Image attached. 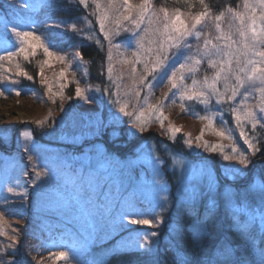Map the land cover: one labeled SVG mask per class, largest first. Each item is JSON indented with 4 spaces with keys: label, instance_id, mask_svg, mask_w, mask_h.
Instances as JSON below:
<instances>
[{
    "label": "trees",
    "instance_id": "obj_1",
    "mask_svg": "<svg viewBox=\"0 0 264 264\" xmlns=\"http://www.w3.org/2000/svg\"><path fill=\"white\" fill-rule=\"evenodd\" d=\"M36 2L37 0H0V17L16 23L19 16L26 18L39 12L40 29L49 41L61 51H78L81 54L87 66L85 81L94 89L96 98L103 103L104 119H107L112 108L123 100L121 97L126 98L128 95L139 102L145 99L147 86L143 85H146V82L139 85L142 73H132L119 59L112 64L108 45L99 35L95 3L90 2L85 6L80 0H43L38 9L34 4ZM152 4L157 11L166 9L167 13L174 15L179 10L181 15L191 16V19L205 12L206 16L201 22L203 34L214 30L219 22L215 19L216 16L230 17L234 12L245 9L244 0H203V3L201 0H152ZM179 49L182 51L183 46ZM0 57L3 58L0 59V69L6 65L11 70L19 71L17 75L8 76L1 70L4 72H0V86L3 91L43 92V62L37 52L34 55L29 53L27 59L24 53H21L16 61L9 60L6 52L0 53ZM10 63L13 65H9ZM177 65L173 62L166 66L152 88L151 97L159 99L160 103L164 102L168 107L175 106L179 113L184 115L186 109L173 101L174 89L169 82L171 72ZM23 73H27L32 79H28ZM194 73L202 78L211 77L214 68L203 61ZM123 78H128L129 84L120 83ZM119 83L125 84L122 88L126 91L125 95L122 89L117 95ZM135 84L142 86V92L134 96L129 91ZM78 86L84 85L81 86L79 82ZM221 104L228 121L234 123L233 101L224 100ZM50 122L60 123L58 118ZM115 123H122L112 125L118 129V137L112 136L110 126L102 139L85 138L82 144L77 140L59 138L58 133H53L52 130L44 134L31 123H19L15 129L20 133L29 127L39 143V147L30 149L24 155L23 151H16L15 141L19 145V140L14 137L8 143L0 136V155L21 156L26 164L25 168L31 170L28 175V199L16 211L21 214L25 223L17 225L15 230L3 220V231H0V264H8L12 260L15 264H36L32 257L34 244L47 238L58 240V249L67 251L68 257L73 258L76 264H179V256L190 259L195 264H209V260L215 259L224 248L238 252L244 264H258L259 257L250 245L255 241L257 247L261 246L264 219L252 220L246 213L234 209L228 197L220 190H215L210 195H202L201 198L196 197L194 200H183L180 197L177 178L169 168L172 159L168 151L183 157H189L186 153L194 155L184 133L176 136L167 133L166 137H162L160 129L152 124V130L140 134L132 129L127 115L123 117V122ZM69 131L72 132V128ZM149 140L155 141L157 145L164 163L165 177L171 185L168 191L169 203L164 211L161 206L154 207L150 201H144L143 195L140 196L133 187L135 181L144 174L150 175L152 167L143 165L129 169L117 160V157L126 159L128 154L135 153L140 145ZM90 142H94L93 146H105L107 153L103 157L109 163L110 169L99 168L93 160L90 162L84 156L95 150L86 148ZM257 144L261 151L250 155V163H253L250 170L255 174L264 170V134L259 137ZM14 148L15 150H12ZM71 156L76 158L67 161ZM195 156L193 162L209 160L215 165L221 187L231 186L238 202L248 200L256 204L257 200H264L258 190L252 187L255 175L249 183L248 172L243 177L230 176L224 170L220 173L218 166L222 169L223 162L218 153H202ZM261 156V163H256L255 160ZM33 162L40 163L50 173L57 187L61 186L68 192L67 198L77 206L80 216L75 218L60 213V206L50 200L51 195L61 196L60 189L49 186L51 189L45 190L36 186L35 174L32 172ZM3 165L4 163H0V167ZM213 199L215 204L211 203ZM134 214L150 217L154 225L120 224L121 220L131 218ZM199 221H203V227ZM141 240H144V244L137 247ZM149 247L150 251L147 250Z\"/></svg>",
    "mask_w": 264,
    "mask_h": 264
},
{
    "label": "rangeland",
    "instance_id": "obj_2",
    "mask_svg": "<svg viewBox=\"0 0 264 264\" xmlns=\"http://www.w3.org/2000/svg\"><path fill=\"white\" fill-rule=\"evenodd\" d=\"M43 0H37L36 7L40 9V4ZM90 2L95 3L96 6V19L99 27V35L108 45L109 56L112 59V64L115 61L121 60L126 67L131 70L135 66V73L144 74L145 70L143 64H133L135 59L134 53H143V49L140 48L138 41L141 37L145 38L144 47H149L147 41L149 40H162V36H153V30L159 29V32H164V24L170 23L165 20V13L157 11L152 4V0H149V11L146 13L143 23L137 28L132 20H123V16L129 15L124 10L122 0H87V4ZM132 6V16H136L139 8L144 4V0H130ZM249 5L256 11L257 24L256 27H261L260 14L264 9H261L257 0H249ZM119 10V11H117ZM37 12V11H36ZM236 13H240L245 16L247 26L250 21L248 20L249 10L244 9L242 11L234 12L230 17H221L217 24L220 28L217 29L216 25L214 30H210L207 33H202V24L197 25L195 32H199L200 35L195 34L186 37L182 40L179 46L169 48L167 44L164 45L166 54L169 56L167 64L176 62L177 67L173 68L178 75L183 73V88L174 89L173 101L181 107L186 109V113L181 115L175 106H167L164 102L160 103L159 99L151 97L153 93V86L156 81L162 75V72L156 75L149 76L146 85H153L151 88L147 86L145 91V99L141 102L137 101L134 97H121L123 100L119 101L115 108H112L111 113L107 119L102 117L103 103L96 98L94 89L87 85L85 78L87 77V66L85 61L82 59L81 54L78 51L64 52L54 46L47 35L40 29L41 21L39 20V12L35 15H29V17L22 18L19 16L16 23H11L8 19L0 17V53L15 52L17 55L13 56L11 60L17 59V56L21 54L20 49L26 48L20 37H17L14 32L10 29L15 26L19 31H32L36 36L40 38V42L49 48V51L53 53L51 57L45 55L43 47L36 49L37 54L43 62L41 72L43 75L44 90L40 91H3L0 86V136L3 137L8 143L15 137L17 141H20L18 145L15 141V148L23 151V155L26 154L30 149L39 147V143L34 137L32 130L26 127L22 131L15 129L19 123L27 122L28 125L31 123L36 129L40 128L42 133H46L51 130L53 133H58L59 138H65L67 140H77L79 143L84 142L85 138L99 137L103 138L104 133L108 131V127L113 124H122L115 122H123V117L126 116L124 112L120 111L123 107L125 112L130 113L127 115L131 121L132 129L141 133H146L152 130L151 125L155 124L160 131L161 136L166 137L169 133L172 136H176L179 133H184L186 142L190 145L193 154H207L213 155L218 153L222 159L223 167L218 169L225 171L233 177H243L247 174V171L241 173L239 176L233 175L228 171V168L232 165L243 168V165H239V153L243 152L251 162V150H248V146L244 143V140L240 137V128L237 127L235 116L239 114L243 120L244 112L251 110L257 113L259 117L262 115L259 111L261 106V94L259 84L256 87H250L245 84L244 87L239 89V94L233 101V122L230 123L225 116L224 109L222 107V101L229 100L228 97L231 95V88L236 86L235 73L231 74L228 78V89H225V81L223 77L217 82V89L219 93H223V96H219L209 92L206 98L188 100L186 97L181 98V92L187 89L191 93L193 87L199 91L201 88L207 90V86L204 84L205 78L197 76L194 72H190L189 69L194 67L195 59H201L202 62H208V57L203 56L205 41L209 42V47L212 45L223 46L225 41L218 39L221 34L230 35L233 49L237 47L243 48V39L239 35V28L241 27L239 21L236 19ZM169 17L174 19V15L169 14ZM120 17V26L116 24V18ZM191 16H183L181 18L186 25H191ZM152 21L150 24L149 22ZM103 22V28L101 27ZM145 29L148 30L147 35ZM183 46V50L179 49ZM151 47H158L157 44L151 45ZM258 50L264 51V46L257 45ZM253 59L259 60V57H252ZM214 60H222L226 57H212ZM155 60V56H153ZM47 61V63H45ZM14 64V62H12ZM10 63L9 65H13ZM184 64L185 67L180 69V64ZM261 66V65H257ZM151 67V64L149 65ZM200 67V65L198 66ZM197 67V68H198ZM235 68V63L232 65ZM3 68V69H2ZM0 72L6 73L8 76L17 75L19 71L11 70V68L3 65ZM1 70H4L1 71ZM218 71L214 68V74L211 77H206L208 82L211 83L213 77ZM61 73H64L61 76ZM133 73V72H132ZM2 74L0 73V76ZM141 75V76H142ZM188 75V76H187ZM140 76V78H141ZM187 77V78H186ZM187 79V80H185ZM195 80L196 84L193 85L192 81ZM129 79L123 78L120 83H127ZM133 81L130 80V82ZM79 82L81 86H78ZM118 84L116 91L119 95L120 89L125 84ZM129 84V82H128ZM141 85V83L139 84ZM79 87L83 90L84 96L87 99L77 97L75 89ZM142 87V86H141ZM136 84L131 86L129 93L134 96L137 92L141 93L142 88ZM247 89V92H245ZM122 89V93L125 95ZM123 95V96H124ZM247 95V99H245ZM206 99L207 102H204ZM141 113H144L141 116ZM68 116L69 120H68ZM59 119V122H50L55 119ZM67 120L65 121V119ZM139 118V119H138ZM82 125V126H81ZM80 126V127H78ZM78 129H75L77 128ZM243 127L248 132L249 138L256 144L264 134V121L257 124L256 129H252L251 123L245 122ZM72 128V132L69 129ZM176 129L177 131H172ZM220 131L225 132V136H220L217 133ZM25 133L27 135H25ZM143 135V134H142ZM257 136V137H256ZM257 141V142H256ZM78 143V144H79ZM89 146H86L89 150L94 148V151H90V154L84 155L91 162L92 160L97 167L103 169H110L109 163L106 162L103 157L107 153V149L103 144L94 145V142H90ZM82 144V143H81ZM208 145L209 147H204ZM221 147H214V146ZM12 147V143L10 144ZM15 148L13 150H15ZM235 149V151H234ZM172 162H170L169 168L173 171L177 178L179 187V195L183 200L195 199L196 197L201 198L202 195L211 194L213 191H222L228 197V201L231 202V206L234 209L246 213L252 220L264 219V200H257L256 204L248 202V200H241L238 202L234 198V189L230 186L221 187L222 183L219 179V172L215 165L209 161H196L193 162V158L183 157L177 154L171 153ZM233 157L232 159L225 160L224 156ZM76 156H71L69 160H74ZM262 156L256 159L255 162H260ZM58 159V158H56ZM117 160L123 163L126 168H133L135 166L142 167L148 165L152 167L150 175H145L134 183V188L143 195V199L146 202L153 203V206H161L162 211L166 209L168 200V191L171 185L167 181L164 173V163L161 160L160 154L158 153L157 145L155 141L149 140L144 142L135 153H131L126 159L117 157ZM254 162V163H255ZM0 163H4L0 167V191L2 203L0 204V231H3V220L5 219L12 227L16 230L17 225H23L25 220L21 217V214L17 213V209L20 205L25 203L28 199L29 194V180L28 175L31 170H27L26 164L21 156L14 155H0ZM261 163V162H260ZM253 163H249V169H252ZM190 169H204V174L190 177L188 170ZM32 172L35 174V184L45 190L60 189L61 196L50 197L56 205H59L61 212L68 216L78 217L80 211L77 206L72 203L68 198V192L63 187H57L56 183L42 165L37 162L32 164ZM129 183V179H127ZM159 182V183H157ZM262 183L259 173L255 174L252 187L258 188V185ZM161 187L165 190L161 191ZM67 193V194H66ZM233 195V197H232ZM49 197V196H47ZM166 198V201L165 199ZM212 204H215V200H211ZM134 208L131 209L133 211ZM149 219L154 225V221L147 216L141 214H134L131 218L126 217L121 220L122 226L137 225L131 224V219ZM139 226H146L138 224ZM18 232V231H17ZM158 233V232H157ZM150 239V238H149ZM149 242V241H148ZM59 241L53 238H47L34 244L35 251L32 254L33 261L36 264H76L73 258L68 257L67 251H62L59 248ZM144 240L137 243L143 245ZM56 249V250H54ZM54 250V251H53ZM61 252H66V258H58Z\"/></svg>",
    "mask_w": 264,
    "mask_h": 264
},
{
    "label": "snow or ice",
    "instance_id": "obj_3",
    "mask_svg": "<svg viewBox=\"0 0 264 264\" xmlns=\"http://www.w3.org/2000/svg\"><path fill=\"white\" fill-rule=\"evenodd\" d=\"M81 4L87 6V0H80ZM259 6L261 9H264V0H257ZM124 10L129 13L127 16H123V20H132L137 28L140 27V25L143 23L146 13L149 11L148 5L149 0H144V4L139 8L138 13L136 16H132L131 13L133 11L132 6L130 4V0H122ZM201 3H203V0H201ZM244 6L246 9L249 10V16L248 20L250 23H246V18L244 15L240 13H236V19L239 21L241 27L239 28V35L243 39V48L237 47L235 50L232 47V44L235 43V41H232L230 35L221 34L218 39H223L225 41V44L223 46L219 45H212V47H209V42L205 41L204 44V51L203 56H207L209 67L211 68H217L218 71L216 72V75L213 77L212 82L209 83L207 78L204 80V84L207 86V90L204 88H201L199 91L196 90L195 87H193L191 93L185 89L181 92V98L183 99L186 97L188 100L192 99H200V98H206L209 95V92L223 96V93H219L217 89V82L221 77H223L225 81V89H228V78L231 74L235 73V79H236V86L231 88V95L228 97L229 100H235L236 96L239 94V89L241 87H244L245 84L249 85L250 87H256L257 84H259L261 87L259 88L260 94H261V106H260V115L257 116V113L251 110H246L244 112L243 120L241 119V116L237 114L235 116V121L237 127L240 128V137L244 140V143L248 146V150H251L252 154L255 155L257 152L261 151L258 147H256V144L253 142L252 139L249 138L248 132L245 131V128L243 127L245 122L251 123L252 129H256L257 124L261 121H264V51H260L257 48V45L264 46V11L260 14V21H261V27L257 29V17H256V11L252 6L249 5V0H244ZM119 11V10H117ZM165 13V20L170 21V23L164 24V32H159V29L153 30L152 35L153 36H162V40H149L147 43L149 44V47H144V41L145 38L141 37L140 41H138V44L140 48L143 49V53H134V61L133 64H143L144 67V74L140 78V83L144 84L149 76L156 75L159 72H162L166 68L167 61L169 60V56L166 54L164 45L167 44L169 48L174 46H179L180 42L184 40L186 37L191 36L195 34L196 36H199V32H195L194 30L197 28V25L201 24L202 20L205 18L206 13L201 12L195 16L192 17V23L191 25H186L182 18L181 14L179 13V10H177L176 13H174V19L172 17H169L166 9H161ZM231 12L232 10L229 9ZM217 21L221 19V16H216L215 18ZM150 24L152 21L149 22ZM116 24L119 27L120 26V17L118 16L116 18ZM101 27L103 28V22H101ZM217 29L220 28V25H216ZM11 32H14L17 37H20L22 42L27 45L26 48L22 47L20 49V52L24 53L25 59L28 58L29 53L34 55L36 52V49L38 47H43V51L46 56L51 57L53 53L49 51L48 47H45L41 42L40 38L36 36L32 31H19L16 29L15 26H12L10 29ZM148 30L145 29V34L147 35ZM157 44L158 47H151V45ZM17 55L15 52H11L8 54V59L11 60L13 56ZM153 56H155V60H153ZM226 57L222 60H214L212 57ZM252 57H259V60L253 59ZM0 59H3L0 57ZM201 59H195L194 61V67L190 68V72H195L197 70V67L201 64ZM47 63V61H45ZM233 63H235V68L232 67ZM151 64V67L149 65ZM261 66H257V65ZM19 67V65H17ZM180 69H183L185 65L182 63L180 64ZM136 69L135 66L132 68V72L135 73ZM109 72H111V69H109ZM27 76V73H23ZM42 75V72H41ZM64 73H61V76H63ZM28 79H32L31 76H27ZM183 80L184 75L181 73L180 76H177L176 71L171 72V76L169 77V82L171 84L172 89H178L183 88ZM192 84L195 85L196 81L193 80ZM149 88H151L153 85L148 84ZM245 92H247V89H245ZM75 94L77 97H81L84 99H87V97L84 96L83 90L79 87L75 89ZM139 95V92L136 93ZM245 99H247V95H245ZM204 102H207L206 99ZM121 112H124L125 115H131L130 113L125 112V109L123 107L120 108ZM235 112V109L233 110ZM144 113H141V116H143ZM139 119V118H138ZM112 136L118 137L119 132L118 129L115 126H111ZM172 131H177L176 129H172ZM220 136H225L224 131H220L217 133ZM25 135H27L25 133ZM204 147H209L208 145H204ZM214 147H221L219 145ZM235 151V149H234ZM233 157H229L227 155L224 156L225 160L232 159ZM239 165H243V168L237 167L235 165H232L228 168V171L231 172L233 175L239 176L241 173L247 171L248 172V182L251 183L252 177L255 175L250 169H249V159L248 157L243 153H239ZM204 169H190L188 170V174L190 177L204 174ZM259 176L261 178L262 183L258 185V193L261 195L262 198H264V170H261L259 172ZM159 183V182H157ZM161 191H164L165 188L161 187ZM166 201V198H163ZM131 224H141V225H151L153 222L149 219H131L129 221ZM201 227L204 226L203 221L198 222ZM152 235H156V233H152ZM137 247H142V245H138ZM250 247L252 250L258 255L259 261L258 264H264V236L261 237V246L257 247L255 244V241H252ZM150 251V247L147 249ZM239 253L234 251L231 248H224L222 252L215 258L210 259L209 264H244L242 260L239 258ZM58 258H66V253L61 252L59 254ZM179 264H195L194 261L187 259L183 256H179ZM8 264H15V261H9Z\"/></svg>",
    "mask_w": 264,
    "mask_h": 264
},
{
    "label": "water",
    "instance_id": "obj_4",
    "mask_svg": "<svg viewBox=\"0 0 264 264\" xmlns=\"http://www.w3.org/2000/svg\"><path fill=\"white\" fill-rule=\"evenodd\" d=\"M146 133H147V132H146ZM146 133H144V134H146ZM162 137H163V136H162ZM12 150H13V149H12ZM12 150H11V151H12ZM186 155L189 156V157H191V158H196L195 155H192V154H190V153H186ZM219 171H220V170H219Z\"/></svg>",
    "mask_w": 264,
    "mask_h": 264
}]
</instances>
